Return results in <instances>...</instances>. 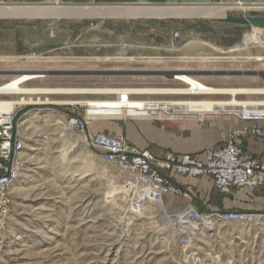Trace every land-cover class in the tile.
I'll use <instances>...</instances> for the list:
<instances>
[{
    "label": "rangeland",
    "instance_id": "rangeland-1",
    "mask_svg": "<svg viewBox=\"0 0 264 264\" xmlns=\"http://www.w3.org/2000/svg\"><path fill=\"white\" fill-rule=\"evenodd\" d=\"M181 9L131 0H0V56L41 59L37 67L49 77L31 83L39 88L163 87L166 68L197 71L217 87L263 85L254 76L225 74L258 67L248 59L262 53L249 46L254 28L206 15L252 13L228 1ZM200 57L214 61L185 59ZM24 68L34 66L0 62V86ZM245 81L253 86L241 85ZM30 98L66 104L31 105L17 114L24 171L0 228V264H264V213L204 211L185 192L161 208L146 204L138 182L67 123L82 115L96 133L99 124L128 120L129 112L98 115L101 110L67 105L92 96ZM115 189L119 195L109 199ZM238 215L256 218L239 221Z\"/></svg>",
    "mask_w": 264,
    "mask_h": 264
},
{
    "label": "built area",
    "instance_id": "built-area-1",
    "mask_svg": "<svg viewBox=\"0 0 264 264\" xmlns=\"http://www.w3.org/2000/svg\"><path fill=\"white\" fill-rule=\"evenodd\" d=\"M180 34L175 33L174 38ZM262 53L248 58L258 65L252 70H242L255 73L254 78L262 79L263 85L253 87V92L241 86L233 94L229 88L217 87L203 81L202 77L192 72H178L169 79V84L163 87H126L125 93L74 94L71 96H92L94 99H123L141 101L139 105L130 104L122 107H104L107 111L147 114L154 117H166L174 121L194 118L203 124L208 117H229L247 121L242 134L251 133L264 141V113H245L241 110L216 111L208 108L209 104H224L241 101H264V44L257 45ZM17 81L10 80L0 86V107L8 106V110L0 109V228L11 211V192L21 179L24 171V138L20 134L16 120L21 105L12 101L28 96L22 93L20 86L35 82L30 79L14 85ZM235 87V88H238ZM75 110L99 108L89 103L67 104ZM69 129L83 137V141L103 153L113 157L120 171L127 177L135 179L140 185L142 200L146 204L159 205L174 194L182 193L177 189L171 177L163 171L177 175L200 178H212L216 189L228 194L233 189L253 188L264 192V163L257 159L243 157V151L238 143V133H232L225 146L212 149L206 159L191 155L177 156L166 153L158 158L149 150H139L131 145L120 133H91L87 119L82 115L71 117ZM196 216V212H194ZM237 218L240 221V217ZM251 217L252 216H243ZM203 222V221H202Z\"/></svg>",
    "mask_w": 264,
    "mask_h": 264
},
{
    "label": "crops",
    "instance_id": "crops-1",
    "mask_svg": "<svg viewBox=\"0 0 264 264\" xmlns=\"http://www.w3.org/2000/svg\"><path fill=\"white\" fill-rule=\"evenodd\" d=\"M260 32L259 29H254L251 36ZM215 49L223 51L220 48L215 47ZM191 72L198 73L197 71ZM240 83L253 86V83L248 81ZM95 113L105 115L106 111L101 110ZM248 124L250 123L247 121L229 117H208L205 123L200 124L194 118L174 121L166 117L133 113L129 115L128 120L120 124L114 122L99 124L97 132H120L131 145L139 150H149L158 158H163L166 153H172L177 156L191 155L203 160L207 158L212 149L225 146L229 136L236 132L243 157L257 159L264 163V141L254 137L251 133H241ZM163 172L171 177L175 187L187 193L201 210L264 213V192L262 191L253 188H239L233 189L228 194H221L210 177L189 178ZM172 196L167 198L168 201L172 200L170 198ZM181 201V204L185 205L188 200L182 199Z\"/></svg>",
    "mask_w": 264,
    "mask_h": 264
},
{
    "label": "bare ground",
    "instance_id": "bare-ground-1",
    "mask_svg": "<svg viewBox=\"0 0 264 264\" xmlns=\"http://www.w3.org/2000/svg\"><path fill=\"white\" fill-rule=\"evenodd\" d=\"M172 1V0H170ZM228 2H234V1H228ZM264 2V1H263ZM218 3H222V2H218ZM218 3H214V4H218ZM238 5L243 6L244 10L246 11V13H251V12H259V13H263L264 14V6L257 3L256 1H252V3L250 4H241L238 2H234ZM214 4L211 5H192V4H182L181 2H164V3H155V2H149L148 6L151 7H155V8H165V7H169L171 10L174 9H183L185 7H200L201 9H207V8H213ZM222 7V6H221ZM249 7H253L254 9H249ZM181 9V10H182ZM206 15L210 17V19L212 20H218V19H222L225 18L227 15H214L208 11H206ZM254 29H258V28H254ZM264 31V29H261ZM50 33V32H49ZM50 35V34H49ZM52 35V34H51ZM249 45L252 47H255L257 45H262L264 44V32H260L259 34L252 36L249 38L248 40ZM27 58H31L29 60L27 59H18V58H3L2 56H0V62L2 63H6V64H20V65H25V67H28L29 65L34 66V68H24L23 70H20L17 76H15L13 78V80H16L17 82L14 85H17L19 83H24L30 79H34L35 81L37 80H43L49 77L48 74H46L44 71L40 68L37 67V64L40 65V63H42L41 59L39 58H32L31 56H26ZM186 60H200L201 62H212L214 60L211 59H195V58H185ZM59 60V59H58ZM117 60V59H116ZM120 60V59H119ZM131 61L133 59H130ZM152 60V59H151ZM156 60V59H155ZM51 61V60H50ZM62 61V60H61ZM111 61V60H110ZM134 61V60H133ZM132 61V62H133ZM136 61V60H135ZM170 61V60H169ZM147 62V61H145ZM151 62V61H150ZM157 63H162L161 61H157ZM38 65V66H39ZM9 69V68H8ZM50 69V68H49ZM165 69V68H164ZM117 70V69H116ZM137 70V69H136ZM139 70V69H138ZM162 70V69H161ZM141 71V70H140ZM152 71V69H151ZM157 71V70H156ZM164 71V70H163ZM166 72H171V71H176V72H172L174 75L175 73L178 72H183V71H189V70H180V69H174V68H166L165 69ZM202 77V76H200ZM243 88V87H242ZM247 91L249 92H253V90H256L255 88L252 87H244ZM17 89H19L22 93H26L28 96L26 97H22L19 99H15L13 100L11 103L12 105L14 104H19L21 105V109L23 107H27V106H31V105H47V104H57V105H63L66 104V102H60V101H32L30 96H38V95H46V96H57V95H74V94H102V93H115V92H122L125 93L128 90H126L125 88H109V89H87V88H39V87H32L29 85H25V86H20ZM232 90L233 94H236L238 88H229ZM95 101V103H91V101ZM108 99H90V100H86V101H82V102H74V103H69V104H76V103H89L92 105H96L99 108H94L92 110H103V111H107L105 109L102 108H106V107H122L125 105H130V104H137L139 105L141 103V101H137V100H119L118 101H106ZM116 100V99H113ZM238 103H234V102H230V103H224V104H209L208 108H210L211 110H216V111H226V110H230V111H235V110H241L244 111L245 113H264V101H253V100H249V101H241L239 102L238 100H235ZM68 103V102H67ZM104 104V105H102ZM0 109L2 110H8L9 107L8 106H1ZM29 120H24V122L21 123V127H25L26 123H28ZM23 130V129H22ZM24 131V130H23ZM25 133V131H24ZM67 160V159H66ZM68 178V177H67ZM117 195H119L118 189H115L114 192H111L109 195V199L114 200ZM159 208L162 207V204L158 205Z\"/></svg>",
    "mask_w": 264,
    "mask_h": 264
},
{
    "label": "water",
    "instance_id": "water-1",
    "mask_svg": "<svg viewBox=\"0 0 264 264\" xmlns=\"http://www.w3.org/2000/svg\"><path fill=\"white\" fill-rule=\"evenodd\" d=\"M133 2L139 3V4H148L149 0H131ZM223 1H234L241 4H250L253 0H172L168 2H181L182 4H192V5H211L218 2ZM264 1V0H262ZM252 16H243V17H236V16H226L225 18L218 19L219 22H225V23H231L238 26H244V27H251V28H258V29H264V14L259 12H251ZM165 76H167L168 79L173 78L172 72H163ZM226 75L229 76H253L255 73L252 72H246V71H239V72H225Z\"/></svg>",
    "mask_w": 264,
    "mask_h": 264
}]
</instances>
